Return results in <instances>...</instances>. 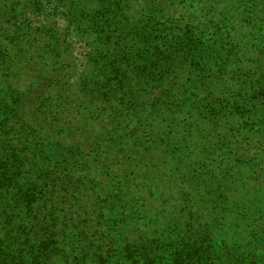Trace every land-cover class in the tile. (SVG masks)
I'll list each match as a JSON object with an SVG mask.
<instances>
[{"label": "trees", "instance_id": "obj_1", "mask_svg": "<svg viewBox=\"0 0 264 264\" xmlns=\"http://www.w3.org/2000/svg\"><path fill=\"white\" fill-rule=\"evenodd\" d=\"M0 264H264V0H0Z\"/></svg>", "mask_w": 264, "mask_h": 264}, {"label": "rangeland", "instance_id": "obj_2", "mask_svg": "<svg viewBox=\"0 0 264 264\" xmlns=\"http://www.w3.org/2000/svg\"><path fill=\"white\" fill-rule=\"evenodd\" d=\"M57 25L62 28L64 26V23L62 20L56 21ZM73 43H71V50L66 55V64L70 66L67 70V72L70 73L71 77L76 76L78 73L81 64H82V53L84 51L83 48V42L82 41H75L74 39H71ZM73 99L71 96H67L65 98H68L67 101L62 100V105L64 106V112L61 113V115H65L68 117L71 121L76 122L77 118L72 116L73 109L72 106H70L72 101H76L74 94L72 93ZM77 103V102H76Z\"/></svg>", "mask_w": 264, "mask_h": 264}]
</instances>
